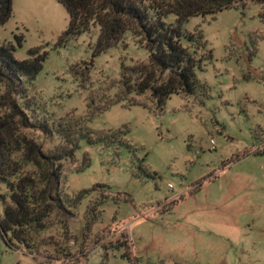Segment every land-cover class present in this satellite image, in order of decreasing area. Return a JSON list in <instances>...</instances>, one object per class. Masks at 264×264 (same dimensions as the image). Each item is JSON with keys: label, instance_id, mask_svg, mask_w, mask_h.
<instances>
[{"label": "rangeland", "instance_id": "obj_1", "mask_svg": "<svg viewBox=\"0 0 264 264\" xmlns=\"http://www.w3.org/2000/svg\"><path fill=\"white\" fill-rule=\"evenodd\" d=\"M260 10L251 2L244 9L185 21L184 31L202 34L200 53L211 52L195 71V93L172 94L162 109L148 93L133 94L145 105L127 99L93 113L86 120L92 130L126 128L125 143L89 144L80 138L73 161L59 162L68 193L97 189L71 209L72 216H51L52 227L42 238L56 241L59 252L53 245L42 247L38 260L23 248L8 247L0 237V264H264ZM174 20L173 14L165 17L166 22ZM67 24L66 9L57 0H12V14L0 26V41L15 45L16 59L28 58L35 47L46 52L25 98L35 127L19 131L47 153L64 142L56 132L60 122L86 118L91 107L114 98L122 64L148 59L147 50L128 31L98 54L96 30L60 45ZM15 36H22L21 45ZM4 92L0 85V120L11 114ZM43 123L53 131L42 132ZM84 154L89 164L78 170ZM102 198L97 219L86 229L87 206ZM60 219L67 221V230ZM123 239L133 262L122 256L123 248L108 249L104 256V246Z\"/></svg>", "mask_w": 264, "mask_h": 264}, {"label": "trees", "instance_id": "obj_2", "mask_svg": "<svg viewBox=\"0 0 264 264\" xmlns=\"http://www.w3.org/2000/svg\"><path fill=\"white\" fill-rule=\"evenodd\" d=\"M66 9L68 24L59 37L60 45L77 35L97 31L94 54L118 44L128 31L134 40L148 52V59L135 64H122L118 80L119 91L109 98L104 106L90 108L86 118L70 117L57 125L56 132L63 139L51 153L32 137L19 131V127L33 128L26 103L29 85L42 68L46 52L35 47L28 50V58L14 57L15 45L0 41V85L5 88L4 98L9 102L11 114L0 120V237L10 248L25 249L36 259L41 256V248L53 245L59 252L56 241H44L42 234L52 227L53 214L72 216L71 209L78 208L81 201L97 190L96 187L70 194L66 191L59 162L74 159L78 140L84 138L89 144L106 145L125 143L126 128L108 131H94L86 120L93 113H99L110 105L128 99L129 104L138 103L131 95L148 93L156 108L162 109L172 94L191 95L199 82L196 69L211 52L200 53L204 41L202 34L186 32L183 23L192 16L215 15L227 8H245L249 3L261 6L259 17L264 20V0H57ZM12 14V0H0V26ZM173 14L174 22H166L165 17ZM21 45L22 36H15ZM6 94V95H5ZM24 101V102H23ZM25 105L24 107L22 106ZM13 117L20 118L14 122ZM64 121V120H63ZM13 122V123H12ZM44 133L52 132L46 123L40 125ZM89 158L84 154L80 170L88 166ZM98 187H105L98 185ZM105 198V196H103ZM103 198L86 209V229L97 219L99 205ZM60 225L67 230V221L60 219ZM111 248H123V257L130 262L135 258L125 239L113 245L104 246V256ZM64 255H68L65 254Z\"/></svg>", "mask_w": 264, "mask_h": 264}]
</instances>
